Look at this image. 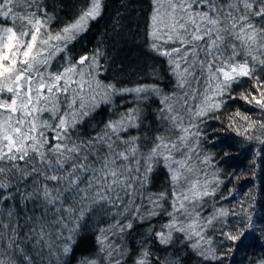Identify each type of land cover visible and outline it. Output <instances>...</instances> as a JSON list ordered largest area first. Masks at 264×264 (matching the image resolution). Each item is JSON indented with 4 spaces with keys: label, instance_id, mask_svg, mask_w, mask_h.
<instances>
[{
    "label": "snow or ice",
    "instance_id": "snow-or-ice-1",
    "mask_svg": "<svg viewBox=\"0 0 264 264\" xmlns=\"http://www.w3.org/2000/svg\"><path fill=\"white\" fill-rule=\"evenodd\" d=\"M150 3L148 48L164 58L182 98L165 94L159 80L133 87L106 83L101 77L109 69L101 59L107 58L99 47L69 55V45L103 17V0H85L59 30L51 29L54 17L41 0H0V264H72L89 237L111 264H127L126 256L131 264H180L148 247L126 253L109 239H123L161 215L168 222L159 231L150 228L149 236L166 248L183 245L201 264H225L229 255L254 246L257 231L264 233L242 199L239 211L216 208L211 198L218 184L194 177L191 163L199 156L200 126L218 119L228 101L264 111V0ZM234 85L244 91L234 96ZM128 96L134 106L105 119L94 135L83 131L101 110ZM154 97L161 98L166 127L133 135L148 129L141 105ZM236 116L245 121L239 135L260 145L255 155L264 161V122L239 111ZM232 143L222 141L225 153ZM158 168L168 175L169 191L152 195L147 189ZM97 217L112 220L98 234L89 227ZM209 232L219 233V248ZM251 264H264V255Z\"/></svg>",
    "mask_w": 264,
    "mask_h": 264
},
{
    "label": "trees",
    "instance_id": "trees-1",
    "mask_svg": "<svg viewBox=\"0 0 264 264\" xmlns=\"http://www.w3.org/2000/svg\"><path fill=\"white\" fill-rule=\"evenodd\" d=\"M84 2L85 0H41L47 13L54 17L49 21L52 30H59L64 23L70 21ZM103 3L105 6L103 17L92 25L86 37L69 45V55L75 59L82 54L90 55L99 47L107 58L106 61L101 59V63L109 69V72L101 77L106 83L133 87L140 82L153 83L155 80H159L160 88L165 94L171 95L175 92L179 98H182L180 90L176 88L168 74V65L164 58L155 56L148 48L147 33L149 31V15L152 11L150 0H103ZM242 82L247 88V78H242ZM241 91H244V88L237 89L234 85V96ZM160 99V97H154L148 101L147 107L141 105L144 115L147 116L148 129L132 130L133 135L139 133L142 136H147L166 127L165 122L159 118L162 108ZM135 103V99L128 96L122 105L117 104L107 112L101 110L94 120L85 125L83 131L94 135L103 127L105 119H115L124 108L134 106ZM175 103L173 101V104ZM237 111L241 113V116L247 115L254 121L264 122V111H260L240 99L228 101L224 108L217 113L218 119L209 120L200 126L201 133L197 148L199 156L194 157L191 163L195 168L194 177H198L201 182L206 178L213 182V186L218 184L216 196L211 198V202L216 208L223 206L226 209L239 211L238 201L242 199L248 204L245 211L252 216L259 228L264 226V161L255 155V149L260 145L255 141L244 140L239 135L245 126V121L240 116H236ZM226 137L233 140L227 153L222 145V141ZM205 158L208 159V162L201 163ZM253 160L256 161L255 166H253ZM147 191L152 195L169 191V178L163 168H158L153 173V179ZM240 193L244 194L243 197L240 196ZM164 207L168 208V204L165 203ZM208 210L211 211V208ZM105 219L107 223H102L100 217L90 221V231L97 233L98 228L107 227V224L112 223L111 218ZM231 219L229 217V220ZM168 220L167 216L161 215L145 222L143 227L135 228L130 234H125L123 239L110 234L109 239L114 244H120L126 253L128 251L135 253L141 247H148L155 256L161 258L175 257L180 260V264H201L200 258L183 245L177 244L175 248H166L157 244L149 236L150 228L152 231H159ZM206 235L211 236L212 244L217 248L223 243L218 238L219 233L212 236L209 232ZM255 236L257 239L253 247L229 255L225 264H251L253 260L264 255V233L257 231ZM145 240L148 241L147 244L144 243ZM98 249L99 245L92 237H89V240L81 244L79 250L74 253L75 259L72 264H78V261L83 258L93 257L103 261V264H111V260L106 254L99 252ZM177 250L179 251L177 252ZM126 261L127 264H131V260L127 256Z\"/></svg>",
    "mask_w": 264,
    "mask_h": 264
},
{
    "label": "rangeland",
    "instance_id": "rangeland-1",
    "mask_svg": "<svg viewBox=\"0 0 264 264\" xmlns=\"http://www.w3.org/2000/svg\"><path fill=\"white\" fill-rule=\"evenodd\" d=\"M168 0H160V5L166 7ZM162 14V13H161ZM53 67L55 68V63L53 64Z\"/></svg>",
    "mask_w": 264,
    "mask_h": 264
}]
</instances>
